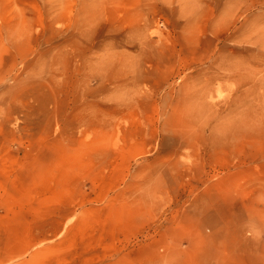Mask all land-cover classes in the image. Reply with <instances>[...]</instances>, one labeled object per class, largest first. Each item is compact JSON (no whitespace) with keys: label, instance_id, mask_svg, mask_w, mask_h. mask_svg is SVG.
<instances>
[{"label":"rangeland","instance_id":"rangeland-1","mask_svg":"<svg viewBox=\"0 0 264 264\" xmlns=\"http://www.w3.org/2000/svg\"><path fill=\"white\" fill-rule=\"evenodd\" d=\"M0 264H264V0H0Z\"/></svg>","mask_w":264,"mask_h":264},{"label":"bare ground","instance_id":"bare-ground-1","mask_svg":"<svg viewBox=\"0 0 264 264\" xmlns=\"http://www.w3.org/2000/svg\"><path fill=\"white\" fill-rule=\"evenodd\" d=\"M191 96V95H190Z\"/></svg>","mask_w":264,"mask_h":264}]
</instances>
